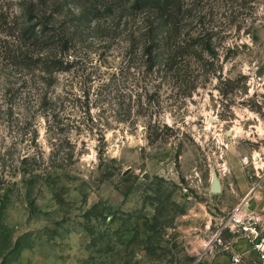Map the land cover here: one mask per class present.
Listing matches in <instances>:
<instances>
[{"label":"rangeland","instance_id":"374dc122","mask_svg":"<svg viewBox=\"0 0 264 264\" xmlns=\"http://www.w3.org/2000/svg\"><path fill=\"white\" fill-rule=\"evenodd\" d=\"M24 1L0 0V15ZM111 2L62 4L77 63L50 90L66 99L54 113L39 107L34 70L0 58V264L229 261L250 243L235 229L219 239L225 220L264 228V0H186L195 51L152 75L129 51L144 15ZM7 81L23 93L14 114ZM25 156L37 158L27 173Z\"/></svg>","mask_w":264,"mask_h":264},{"label":"trees","instance_id":"16d2710c","mask_svg":"<svg viewBox=\"0 0 264 264\" xmlns=\"http://www.w3.org/2000/svg\"><path fill=\"white\" fill-rule=\"evenodd\" d=\"M29 1L30 3L24 1L20 16L0 15V58H7L11 65L20 67L23 72L28 69L31 73V69L34 70L30 75L37 80L39 107L54 113L53 108L66 99L63 100V97L51 99L50 90L57 84L58 75L69 73L77 63L76 58L70 60L75 32L74 34L71 32V25L68 27L67 24H58L62 4L67 5L74 0ZM185 1L112 0L110 9L115 3L122 5L127 3L130 4L133 16L144 15V19L136 23L139 25L136 31L130 33L132 42L129 51L133 55L141 53L139 58H142L144 72L147 75L154 74L159 66H164L166 71L171 73L180 71L182 69L180 60L190 58L194 53L198 41L190 30H187L190 24L188 15L190 6ZM102 14L103 12L98 9L93 12L95 17ZM79 19L76 16L72 21ZM203 46L209 52L212 51L210 44ZM0 70H10V67L1 66ZM3 90L2 97L7 105V111L14 114L15 105L19 98H23V93L15 90L8 81L4 84ZM25 99L27 101L28 97ZM35 160L36 156L23 157L20 160L23 171L27 173L31 170V162Z\"/></svg>","mask_w":264,"mask_h":264},{"label":"built area","instance_id":"2783aa9c","mask_svg":"<svg viewBox=\"0 0 264 264\" xmlns=\"http://www.w3.org/2000/svg\"><path fill=\"white\" fill-rule=\"evenodd\" d=\"M260 227V218L244 213L232 214L218 227L216 236L219 239L226 229L247 232V240L256 253V259L254 261H248L244 253L239 250H232L228 264H264V228L261 229Z\"/></svg>","mask_w":264,"mask_h":264},{"label":"crops","instance_id":"0c3cea01","mask_svg":"<svg viewBox=\"0 0 264 264\" xmlns=\"http://www.w3.org/2000/svg\"><path fill=\"white\" fill-rule=\"evenodd\" d=\"M240 251L244 253V255L247 257L248 261H252L256 259V253L252 250V247L250 245L244 244L241 248ZM228 259L226 260H220L218 262L219 264H228Z\"/></svg>","mask_w":264,"mask_h":264},{"label":"water","instance_id":"95a60500","mask_svg":"<svg viewBox=\"0 0 264 264\" xmlns=\"http://www.w3.org/2000/svg\"><path fill=\"white\" fill-rule=\"evenodd\" d=\"M211 192L214 194H219L222 192L221 180L217 171L213 172Z\"/></svg>","mask_w":264,"mask_h":264}]
</instances>
